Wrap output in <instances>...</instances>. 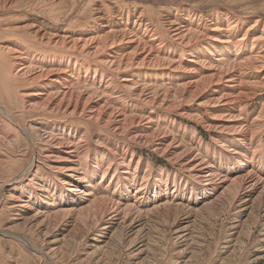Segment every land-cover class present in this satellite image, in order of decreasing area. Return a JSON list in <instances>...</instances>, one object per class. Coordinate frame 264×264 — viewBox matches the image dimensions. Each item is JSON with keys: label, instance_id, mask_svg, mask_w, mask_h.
Wrapping results in <instances>:
<instances>
[{"label": "bare ground", "instance_id": "1", "mask_svg": "<svg viewBox=\"0 0 264 264\" xmlns=\"http://www.w3.org/2000/svg\"><path fill=\"white\" fill-rule=\"evenodd\" d=\"M132 2L0 0V214L9 224L0 233L44 264L73 242L97 262L117 245L148 258L166 232L195 257L223 206L237 220L235 245L256 227L264 242V101L249 112L264 99V17L179 3L155 28L147 0ZM83 9L89 20L77 23ZM160 113L212 130L221 152L205 158L178 143L159 129ZM107 137L115 147L101 145ZM128 147L179 174L139 155L127 164ZM95 184L111 195L95 197Z\"/></svg>", "mask_w": 264, "mask_h": 264}, {"label": "rangeland", "instance_id": "2", "mask_svg": "<svg viewBox=\"0 0 264 264\" xmlns=\"http://www.w3.org/2000/svg\"><path fill=\"white\" fill-rule=\"evenodd\" d=\"M132 1L133 0H126L127 3H123L122 5L126 6L129 2L131 6L133 4H137ZM161 2L160 0H147V5H144L149 10L145 19H150L149 21L151 22L153 21L152 24L155 28L159 26L160 14L169 10L174 11L179 3L188 4L189 6L204 12H213L214 10L218 11L221 8H225L228 12H231H229L230 14H236V11L240 10L251 12L250 14L253 13L254 15L259 14L264 17V0H161ZM161 4L166 5L162 6ZM89 14L90 12L88 10H81V12L77 15V18H75L77 23H84L88 21ZM168 85L170 84H167V86ZM123 101L124 100H118L117 103L120 102L121 104H124ZM263 101L264 99L257 98L252 102V106L249 109L251 115L258 111ZM134 112L136 113L135 110ZM139 114L140 113H137L136 115ZM157 116L158 118H156L155 121L163 126L159 127V129L163 130L167 134H170L178 143H181L186 148L191 149L194 153H199L201 156L207 158L209 152H215L217 154L221 152L222 149L213 142L214 139L218 138V134L213 133L212 130L206 131L198 124L175 115H169V117L166 118L164 113H160ZM107 138H105L106 141L102 142L101 145L106 146L108 143L110 148L115 147L113 143L118 140L114 139V137ZM108 140H110V142ZM108 145L107 147H109ZM227 145L228 144H225V146ZM95 147H97L96 144L91 142L89 151H94ZM21 148L23 149V147ZM125 149L131 151V153L133 152V154L135 153L133 159L128 156L127 164L136 161L137 156L135 155H139L143 159H148L149 162L153 164V168L157 171L159 169H164L165 171H168V176L179 174L177 173L178 167L168 164L162 158L152 153L149 149L142 148V150H140L135 147H128ZM100 161H102V164L107 165V161L104 157H101ZM24 163H27V161ZM7 168L8 167H5L0 170V183L6 179ZM182 189L186 190L183 186ZM92 192L95 197H109V195H111V191L105 189L101 184H95ZM220 209V212H213V216L209 217L211 222L210 231L203 233L205 246L201 249V252L196 254L195 257H192V249L194 248L193 245L189 244L185 247L176 248L177 246L170 243V233L166 232L163 238L164 244L158 249L159 252L157 251L154 255L156 259L153 258V255L148 258H144L145 255L131 257V250H129L126 246L123 247L122 245H117L113 248L112 252L107 255L108 259L106 261L104 257L97 262L95 259L89 260L84 256L83 244L73 242V244H69V247L62 258L54 263L147 264L148 262L154 260L153 262L158 261L155 262L156 264H173V261L177 260L180 264H185L186 262L187 264H264V249L261 248L264 242H260L258 239L261 227H256L253 230L252 236L249 238L245 235L241 236L240 244L235 245V236L233 237L231 235L234 232L232 229L234 226L230 225L235 224V221L237 220H231L233 211L228 206H223ZM231 221L233 222L231 223ZM7 226H9L7 214L4 213L2 216L0 214V230H3ZM20 232L21 231H18V233ZM0 264L44 263L40 259L39 254L35 253L30 248L19 244L16 240H13L11 236L5 233H0Z\"/></svg>", "mask_w": 264, "mask_h": 264}]
</instances>
